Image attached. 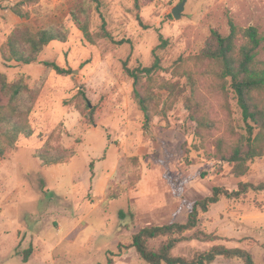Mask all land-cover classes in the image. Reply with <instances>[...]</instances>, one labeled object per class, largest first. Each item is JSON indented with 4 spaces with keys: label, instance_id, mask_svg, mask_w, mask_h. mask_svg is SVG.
I'll use <instances>...</instances> for the list:
<instances>
[{
    "label": "rangeland",
    "instance_id": "374dc122",
    "mask_svg": "<svg viewBox=\"0 0 264 264\" xmlns=\"http://www.w3.org/2000/svg\"><path fill=\"white\" fill-rule=\"evenodd\" d=\"M20 1L0 0V73L8 81L24 76L31 88L41 90L29 116L33 135L19 138L0 158V264H106L109 257L113 264H148L130 247L142 227L186 222L191 205L211 195L214 186L232 191L241 181L264 182V157L236 176L231 163L216 157L214 135L196 134L185 106L192 90L186 77L177 75L182 71L177 59L197 54L214 28L227 35L231 17L242 27L257 26L264 36V0H186L179 18L173 10L183 0H100L99 9L89 0H38L23 6L27 17L12 9ZM82 8L92 33L100 30L104 16L114 38L125 42L87 41L72 15ZM50 25L68 29L67 41H52L31 64L3 58L1 48L13 29ZM162 40L165 46L156 48ZM156 55L163 67L156 79L179 81L185 90L170 99L175 102L168 120L156 115L146 125L124 62L132 68L150 66ZM45 61L71 72L58 74ZM158 92L162 106L168 92ZM201 97L210 101L220 130L231 125L244 131L233 92L228 108L214 93L200 90ZM88 109L94 123L84 116ZM51 135H59L73 151L68 162L44 166L35 156ZM197 229L216 240L184 241L173 254L192 258L223 244L245 248L256 264H264V190L238 199L222 196L201 215ZM162 239L150 241L151 248L158 249ZM120 243L129 248L110 254ZM207 264L244 263L218 257Z\"/></svg>",
    "mask_w": 264,
    "mask_h": 264
},
{
    "label": "trees",
    "instance_id": "16d2710c",
    "mask_svg": "<svg viewBox=\"0 0 264 264\" xmlns=\"http://www.w3.org/2000/svg\"><path fill=\"white\" fill-rule=\"evenodd\" d=\"M89 1L96 3L97 8H100V0ZM32 2L38 0H21L12 9L19 16L27 17L28 11H25L23 6ZM72 15L87 41L95 43L97 38H107L118 44L125 42L114 38L107 28L104 16L100 30L92 33L89 30L88 12L84 8L72 11ZM138 19L141 21L140 15ZM228 24L230 31L227 35L214 28L197 54L179 57L177 69L182 71H177V75L185 76L186 84L192 90L185 106L189 110L190 119L197 124L196 134L203 139L214 135L216 157L231 163L236 176H243L249 170V162L264 157V57L261 55L264 36L257 26L242 27L236 24L232 17ZM68 33V29L55 25L37 31L28 26L17 27L9 34L1 53L7 62L31 64L39 60L40 53L52 41H67ZM160 38L162 39V36ZM165 44L166 41L162 40L156 48ZM44 64L61 75L71 72L55 61H45ZM162 68L158 55L150 66L132 68L128 61L124 62L126 75L133 79L134 99L144 114L146 125H149L156 115L168 120L167 112L175 102V99H170L172 96L177 98L185 90L179 81L159 82L155 74ZM158 89L168 92V98L162 106ZM40 90V86L31 88L24 76L15 81H8L6 75L0 73V158H4L8 151L16 147L19 138H30L33 135L29 116ZM200 90L220 97V106L224 108L229 107V95L233 92L242 112L244 131L239 132L231 125L224 131L220 130L218 121L211 116L210 101L206 97L197 98V92ZM77 108L83 113L81 107ZM84 116L89 122H95L93 110L85 112ZM214 131L221 133L215 135ZM73 155L72 150L61 144L59 135H51L35 153L44 166L66 163ZM251 190H264V182L253 184L241 181L238 189L232 191L214 186L211 195L196 200L191 205L186 222L142 227L133 235L130 247H134L148 264H207L214 262L218 257L239 258L244 264H256L249 250L223 244H215L207 250L199 251L192 258L173 254L174 248L184 241L216 240L215 235L197 229L201 215L218 203L222 196L238 199ZM190 232L192 233L188 235ZM159 238H163L160 247L151 248L150 241ZM128 248L129 246L120 243L118 252L110 254L121 255L124 249ZM31 251L32 246L26 251L25 260H28ZM106 264H113V259L109 257Z\"/></svg>",
    "mask_w": 264,
    "mask_h": 264
},
{
    "label": "water",
    "instance_id": "95a60500",
    "mask_svg": "<svg viewBox=\"0 0 264 264\" xmlns=\"http://www.w3.org/2000/svg\"><path fill=\"white\" fill-rule=\"evenodd\" d=\"M185 1L186 0H183L179 5H177L174 10H173V14L176 18H179L180 15H181V11L183 10L184 8V4H185Z\"/></svg>",
    "mask_w": 264,
    "mask_h": 264
}]
</instances>
